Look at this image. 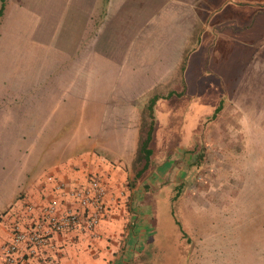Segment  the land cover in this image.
<instances>
[{
  "label": "crops",
  "instance_id": "crops-1",
  "mask_svg": "<svg viewBox=\"0 0 264 264\" xmlns=\"http://www.w3.org/2000/svg\"><path fill=\"white\" fill-rule=\"evenodd\" d=\"M33 3L28 9V19L33 25L29 36L36 42L35 51L26 52L24 57L36 61L34 107L39 114L50 108L52 117L55 109L72 107L70 101L76 93L83 125L90 129L92 124L93 132L98 131L99 135L58 138L51 128L45 130L42 125L39 129L33 128L32 133L39 134L31 141L39 143V147L36 150L35 145V150L32 149L20 177L13 178L12 192L6 188L0 195V264H6L2 247L13 236L14 222L29 223L28 218L34 219L40 206L55 196L56 184L80 186L92 172L109 177L105 178L109 183L108 209L99 226L94 231L56 234L50 247L42 248L24 264H134L137 254L145 252L150 242L152 209L166 208L171 202L161 195L144 197L147 192L143 183L132 188V196L128 198L130 193L125 190L122 169L110 167L106 156L95 154L97 144L109 141L107 135H101L106 109H115L114 124L116 118L122 119L125 111L121 109L125 104L137 118L128 122L132 123L128 133L113 135L114 141L125 144L122 157L137 158L140 143L153 136L152 128L156 129L157 137L163 135V140L167 136L176 137L178 151L181 136L186 141V135L188 139L194 135L187 134L182 126L186 105L185 97L180 100L185 94L180 92L200 90L206 63L210 69L221 71L228 96L240 91L243 74L237 71L242 69V60L251 58V52L244 54V46L255 45L264 36V0H33ZM48 75L51 80L43 84ZM53 75L57 78L56 84ZM72 76L85 77V83L82 80L79 84L76 80L77 86H69L68 77ZM91 76L101 83L90 84ZM124 77H130L129 82H124ZM169 91L178 93V97L170 99L160 94ZM111 92L135 95L126 99V95L120 94L109 101L106 93ZM191 101L195 112L190 117L195 119L203 107L195 95ZM144 108L152 116L148 124L153 126L145 138L141 117ZM60 114L67 115V110ZM45 125L49 129V124ZM20 136L28 138V135ZM80 136L83 141L93 142L92 146L87 145L81 151L65 145L61 157L67 160L59 164L40 162L43 157H57L55 150L43 156V142L76 141ZM160 149L163 147L159 146ZM169 153L168 150L167 156ZM27 205L35 206L31 217H28ZM154 212L158 220L160 211Z\"/></svg>",
  "mask_w": 264,
  "mask_h": 264
},
{
  "label": "rangeland",
  "instance_id": "rangeland-1",
  "mask_svg": "<svg viewBox=\"0 0 264 264\" xmlns=\"http://www.w3.org/2000/svg\"><path fill=\"white\" fill-rule=\"evenodd\" d=\"M33 5V0H0V195L7 189L12 192L13 178L20 177L32 149L35 150V145L36 150L39 147V143L31 141L39 134L32 133L35 126L39 129L42 125L45 130L51 128L58 138L99 135L98 131L93 132L92 124L90 129L83 125L76 93L70 101L72 107L55 109L52 117L50 108L39 114L34 107L36 61L24 57L26 52L35 51L36 42L29 36L33 25L28 19V9ZM256 43L248 47L241 45L244 54L251 52V58L241 61L242 69L234 70V73L243 74L239 92L230 93L229 97L221 71L210 69L206 62L200 90L194 92L192 88L180 92L185 94L180 100L185 97L186 105L182 126L187 134L194 135L190 139L186 135V141L184 135L181 136L179 152L176 151V137L167 136L163 140V135H155L156 129L148 124L152 116L144 108L141 116L143 138L151 128L154 134L140 143L141 152L137 158L122 157L125 144L114 141L116 136L113 135L128 133L132 127L128 122L137 118L125 104L121 109L125 111L122 119L116 118L114 124L115 109H106L101 135H107L109 141L97 144L95 154L106 156L110 167L122 169L126 177L124 187L127 194L130 193L128 198L132 196V188L143 183L144 192H147L144 197L161 195L171 202L166 208L155 206L152 209L150 242L145 252L137 254L134 264H264V36ZM53 79L56 84L55 75ZM50 80L48 75L43 84ZM68 80L73 87L77 86L76 80L79 84L82 80L85 83V77L72 76ZM89 80L90 84L101 83L94 76ZM129 80L130 77L123 79L124 82ZM120 94L126 95V99L135 95L111 92L106 96L111 101ZM160 94L170 99L179 95L174 91ZM194 95L203 107L195 119L190 117L195 112L191 104ZM209 105L212 106L208 108ZM63 110H67V115L60 114ZM45 124H49V129ZM20 135H28V138ZM92 144L83 141L81 136L76 141L43 142V156L55 150L57 157H43L40 162L59 164L67 160L61 157L65 145L82 151ZM159 146L163 149L159 150ZM172 153L176 156L172 157ZM158 210L160 214L156 220L154 211Z\"/></svg>",
  "mask_w": 264,
  "mask_h": 264
},
{
  "label": "built area",
  "instance_id": "built-area-1",
  "mask_svg": "<svg viewBox=\"0 0 264 264\" xmlns=\"http://www.w3.org/2000/svg\"><path fill=\"white\" fill-rule=\"evenodd\" d=\"M108 181L99 173H90L80 186L69 187L65 182L56 184L55 196L40 206L27 205L29 223L16 220L13 236L2 249L6 264H24L42 248L50 247L56 234L72 230L94 231L106 215ZM31 217V216H30Z\"/></svg>",
  "mask_w": 264,
  "mask_h": 264
},
{
  "label": "trees",
  "instance_id": "trees-1",
  "mask_svg": "<svg viewBox=\"0 0 264 264\" xmlns=\"http://www.w3.org/2000/svg\"><path fill=\"white\" fill-rule=\"evenodd\" d=\"M2 12V11H1ZM1 14V13H0Z\"/></svg>",
  "mask_w": 264,
  "mask_h": 264
}]
</instances>
